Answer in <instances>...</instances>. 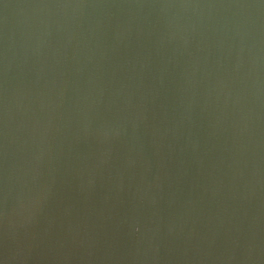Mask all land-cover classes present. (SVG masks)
<instances>
[{"label":"water","instance_id":"1","mask_svg":"<svg viewBox=\"0 0 264 264\" xmlns=\"http://www.w3.org/2000/svg\"><path fill=\"white\" fill-rule=\"evenodd\" d=\"M0 264H264V0H0Z\"/></svg>","mask_w":264,"mask_h":264}]
</instances>
